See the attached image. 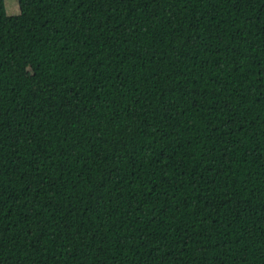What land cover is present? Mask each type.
I'll use <instances>...</instances> for the list:
<instances>
[{
	"label": "trees",
	"instance_id": "16d2710c",
	"mask_svg": "<svg viewBox=\"0 0 264 264\" xmlns=\"http://www.w3.org/2000/svg\"><path fill=\"white\" fill-rule=\"evenodd\" d=\"M0 0V264H264V0Z\"/></svg>",
	"mask_w": 264,
	"mask_h": 264
},
{
	"label": "rangeland",
	"instance_id": "374dc122",
	"mask_svg": "<svg viewBox=\"0 0 264 264\" xmlns=\"http://www.w3.org/2000/svg\"><path fill=\"white\" fill-rule=\"evenodd\" d=\"M5 8L8 15H15L20 12L18 0H5Z\"/></svg>",
	"mask_w": 264,
	"mask_h": 264
}]
</instances>
